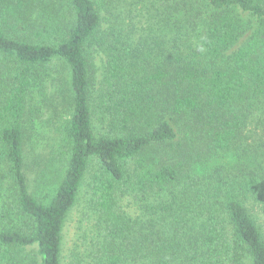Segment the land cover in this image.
Masks as SVG:
<instances>
[{
	"label": "trees",
	"instance_id": "16d2710c",
	"mask_svg": "<svg viewBox=\"0 0 264 264\" xmlns=\"http://www.w3.org/2000/svg\"><path fill=\"white\" fill-rule=\"evenodd\" d=\"M54 60L70 68L72 113L36 196L29 104ZM93 162L95 264H264L251 212L264 209V0H0V264H62Z\"/></svg>",
	"mask_w": 264,
	"mask_h": 264
},
{
	"label": "rangeland",
	"instance_id": "374dc122",
	"mask_svg": "<svg viewBox=\"0 0 264 264\" xmlns=\"http://www.w3.org/2000/svg\"><path fill=\"white\" fill-rule=\"evenodd\" d=\"M89 58L95 84L93 94L94 97H99L104 77L105 55L101 50L93 49ZM44 74L45 82L35 91V96L29 104V107L36 109V112L32 118L29 115L28 121H35L34 124L28 122L25 137V172L29 190L36 196L44 190L42 184L41 188L38 184L41 174L46 172L43 175H51L54 178L62 167V161L55 157L53 148L60 140L58 128L72 113L69 66L63 61L54 60L45 68ZM253 126L255 127V123ZM96 131L103 130L96 126ZM98 170V164L91 163L82 182L77 202L65 221L62 264H95L96 262L102 238L97 229L98 216L91 211L90 201L91 186L98 176ZM7 187L5 190L9 198L11 192L8 184ZM121 205L133 219L139 218L136 221L141 223L147 221V218L142 216L144 212L139 210L131 197L124 198ZM251 212L264 236V209L255 207L251 208ZM30 251L35 254L37 249L33 247Z\"/></svg>",
	"mask_w": 264,
	"mask_h": 264
}]
</instances>
